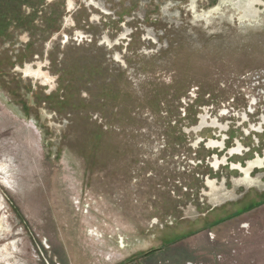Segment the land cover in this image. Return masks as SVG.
<instances>
[{"label": "rangeland", "instance_id": "1", "mask_svg": "<svg viewBox=\"0 0 264 264\" xmlns=\"http://www.w3.org/2000/svg\"><path fill=\"white\" fill-rule=\"evenodd\" d=\"M263 199L264 0H0V264H264Z\"/></svg>", "mask_w": 264, "mask_h": 264}, {"label": "trees", "instance_id": "2", "mask_svg": "<svg viewBox=\"0 0 264 264\" xmlns=\"http://www.w3.org/2000/svg\"><path fill=\"white\" fill-rule=\"evenodd\" d=\"M191 173H192V172H191ZM194 175H195V174H194ZM263 201H264V199H263ZM246 207H247L246 210H248V209L251 208V206H246ZM241 213H243V211L237 212L236 214L234 213L233 217H234V216H237V215L239 216ZM231 214H232V213H231ZM228 215H230V214H228ZM226 217H228V216L226 215V216H224V217H221L219 220H217L218 222H215V224H213V223L210 224V223H209V224L207 225V227H208V228H211L212 226H214V225L220 223V220H222V219H223V220L226 219Z\"/></svg>", "mask_w": 264, "mask_h": 264}, {"label": "crops", "instance_id": "3", "mask_svg": "<svg viewBox=\"0 0 264 264\" xmlns=\"http://www.w3.org/2000/svg\"><path fill=\"white\" fill-rule=\"evenodd\" d=\"M236 218V217H235ZM233 219V218H232ZM231 220V219H230ZM234 220H236V219H234ZM233 220H231V221H224V222H220V223H218V224H216L213 228H211V229H214V231L215 232H219V231H221V230H223L224 229V227H223V225L224 224H226V223H231ZM209 229V228H208Z\"/></svg>", "mask_w": 264, "mask_h": 264}, {"label": "built area", "instance_id": "4", "mask_svg": "<svg viewBox=\"0 0 264 264\" xmlns=\"http://www.w3.org/2000/svg\"><path fill=\"white\" fill-rule=\"evenodd\" d=\"M186 264H204L200 262H195V263H186ZM207 264H223V257H216L215 263H207Z\"/></svg>", "mask_w": 264, "mask_h": 264}]
</instances>
